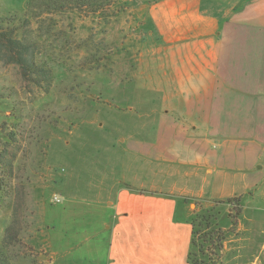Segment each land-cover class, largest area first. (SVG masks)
I'll list each match as a JSON object with an SVG mask.
<instances>
[{"label": "rangeland", "instance_id": "1", "mask_svg": "<svg viewBox=\"0 0 264 264\" xmlns=\"http://www.w3.org/2000/svg\"><path fill=\"white\" fill-rule=\"evenodd\" d=\"M88 1L0 0V23L34 42L36 62L54 76L47 88L46 80L27 81L19 65L0 61V248L7 246L9 264H52L51 235L70 246L58 264L88 263L70 243L81 239L89 249L101 237L102 164L124 174L132 157L113 149H133L148 137L153 158L182 168L176 181L197 229L226 232L222 250L199 253L202 264H264V212L254 210L264 179L247 207L227 203L245 190L246 166L220 157V141L196 139L207 129L192 128L193 80L174 71L182 42L169 40L196 36L199 0ZM204 152L216 156L221 173L212 175L210 193L221 199L204 193ZM207 214L214 216L204 229ZM80 233L87 235L75 239Z\"/></svg>", "mask_w": 264, "mask_h": 264}, {"label": "crops", "instance_id": "2", "mask_svg": "<svg viewBox=\"0 0 264 264\" xmlns=\"http://www.w3.org/2000/svg\"><path fill=\"white\" fill-rule=\"evenodd\" d=\"M196 9V36L169 40L182 42L174 56V71L193 80L190 89L197 98L192 101V115L197 124L192 128L200 129L202 123L207 129L205 137L196 131V139L220 141V157L244 162L245 190L230 197L242 196L247 207L264 179V0H199ZM176 83L180 87L186 84ZM148 139L133 149H113L125 159L132 157L124 165V174L117 173L118 166L111 162L102 164L101 174L108 180H101L97 201L104 213L97 225L101 237L89 249L81 245V239L70 243L79 246L75 251L81 257H91L86 264H190L193 226L184 210L185 189L176 181L184 173L181 167L153 158ZM233 145L240 146L237 153H233ZM204 153L203 162L208 164L204 193L221 199L210 193L216 180L210 184L212 175L221 173L216 156ZM195 157L199 163L201 153L196 152ZM251 190H255L253 194ZM260 190V203L254 210L263 213L264 188ZM80 234L75 239L87 235ZM55 236L48 241L52 264H58L70 250L67 241L56 242Z\"/></svg>", "mask_w": 264, "mask_h": 264}, {"label": "trees", "instance_id": "3", "mask_svg": "<svg viewBox=\"0 0 264 264\" xmlns=\"http://www.w3.org/2000/svg\"><path fill=\"white\" fill-rule=\"evenodd\" d=\"M77 6H81L80 2L82 0H71ZM79 3V4H78ZM93 2L87 0V4L92 5ZM0 61L6 63H14L19 65L20 72L23 78L27 81L35 82L40 84L42 80L47 81V88L53 80L52 72L45 68L43 65L39 64L35 60V50L34 42L26 41L19 38L16 35L15 29L4 28L3 24L0 23ZM242 196H234L226 199L227 203L232 205H242ZM212 214H207L203 218L205 225L204 229L208 228L210 224V218L213 217ZM190 222L193 226V235L192 242L188 254V261L190 264H202L199 259V253L207 255L209 251L216 250L218 251L223 249L224 241L226 240V232L224 228L217 227L213 228L210 231L203 232L197 229V224L194 219L190 217ZM234 224V222H233ZM7 233L10 238L16 236L17 231L15 230L14 225H10L6 228ZM7 246L4 244L0 248V264H9V257L5 252ZM198 248L197 252H194V248Z\"/></svg>", "mask_w": 264, "mask_h": 264}, {"label": "built area", "instance_id": "4", "mask_svg": "<svg viewBox=\"0 0 264 264\" xmlns=\"http://www.w3.org/2000/svg\"><path fill=\"white\" fill-rule=\"evenodd\" d=\"M56 201H57V202H60L61 200H60V198H59V197H57V198H56Z\"/></svg>", "mask_w": 264, "mask_h": 264}]
</instances>
